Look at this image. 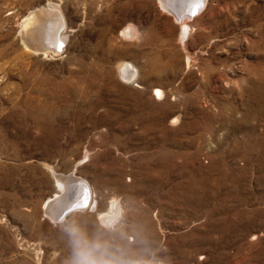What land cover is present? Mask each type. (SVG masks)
<instances>
[{
    "label": "rangeland",
    "instance_id": "obj_1",
    "mask_svg": "<svg viewBox=\"0 0 264 264\" xmlns=\"http://www.w3.org/2000/svg\"><path fill=\"white\" fill-rule=\"evenodd\" d=\"M48 4L66 22L52 56L23 38ZM174 16L160 0H0V264H64L61 226H103L112 202L135 256L264 264V0ZM69 176L93 202L57 220Z\"/></svg>",
    "mask_w": 264,
    "mask_h": 264
},
{
    "label": "water",
    "instance_id": "obj_2",
    "mask_svg": "<svg viewBox=\"0 0 264 264\" xmlns=\"http://www.w3.org/2000/svg\"><path fill=\"white\" fill-rule=\"evenodd\" d=\"M171 1L168 10L175 15L177 20L194 16L205 3V0ZM65 28L66 22L59 8L52 4L40 5L27 14L23 38L26 45L33 51L60 53L66 46V39L63 34ZM65 181L67 183L65 187L68 186L66 194L62 198L53 199L49 202L48 211L51 217L57 220L63 219L70 211L83 209L89 205L90 201V189L83 178L69 176Z\"/></svg>",
    "mask_w": 264,
    "mask_h": 264
},
{
    "label": "clouds",
    "instance_id": "obj_3",
    "mask_svg": "<svg viewBox=\"0 0 264 264\" xmlns=\"http://www.w3.org/2000/svg\"><path fill=\"white\" fill-rule=\"evenodd\" d=\"M61 230L69 248L64 264H156L154 259L133 255L112 235L114 229L108 223L90 229L86 223L72 221Z\"/></svg>",
    "mask_w": 264,
    "mask_h": 264
},
{
    "label": "bare ground",
    "instance_id": "obj_4",
    "mask_svg": "<svg viewBox=\"0 0 264 264\" xmlns=\"http://www.w3.org/2000/svg\"><path fill=\"white\" fill-rule=\"evenodd\" d=\"M160 2L162 3V6L166 9V10H168V8L170 7V5H171V3H172V1L171 0H160ZM32 10V9H31ZM169 11V10H168ZM171 13V12H170ZM196 15V14H195ZM175 17V16H174ZM192 17H194V16H192ZM189 18H191V17H189ZM185 19H187V18H184V19H182V21L184 22L185 21ZM26 21V20H25ZM179 21V23H180V21L181 20H178ZM182 23V22H181ZM180 23V24H181ZM183 25H185V22L183 23ZM25 29H26V24H25ZM188 27V26H187ZM132 28V27H131ZM185 27H183V29H184ZM189 29V28H188ZM132 30V29H131ZM23 31V30H22ZM28 32V31H27ZM134 32V31H133ZM185 35V34H184ZM180 36H181V34H180ZM65 37V36H64ZM27 47V46H26ZM30 48V47H29ZM44 55H49V56H52L54 53H52V52H45V53H43ZM61 54V53H60ZM122 64V63H121ZM121 66V65H120ZM124 66V65H123ZM133 66V65H132ZM134 67V66H133ZM120 68H122V67H120ZM118 69V68H117ZM133 69V68H132ZM127 70V69H126ZM120 71H122V69H120ZM130 74V73H129ZM132 75V74H131ZM130 75V76H131ZM126 79V78H125ZM124 80V79H123ZM129 80H130V77H129ZM98 83V82H97ZM98 86V85H97ZM96 87V86H95ZM99 88V87H98ZM156 88V87H155ZM92 89V88H91ZM94 89V88H93ZM155 90V94L157 95V97H161V96H163V91L162 90H160V88H156V89H154ZM93 91V90H92ZM97 91V90H96ZM96 91H94V92H96ZM100 92V91H99ZM91 93V92H90ZM93 93V92H92ZM89 94V93H88ZM96 103V102H95ZM94 103V104H95ZM98 103V102H97ZM170 105V104H169ZM135 106H137V105H135ZM135 106H133V107H135ZM172 106V105H171ZM97 107V106H96ZM89 108H90V106H89ZM88 108V109H89ZM158 109V108H157ZM86 110V109H85ZM118 111V110H117ZM159 111V110H158ZM157 111V112H158ZM126 112V111H125ZM134 112V111H133ZM96 113V112H95ZM116 113V112H115ZM160 114V113H159ZM158 114V115H159ZM82 115V114H81ZM155 115H156V113H155ZM163 115V114H162ZM100 116V115H99ZM102 116V115H101ZM106 116V115H105ZM113 116H115V114L113 115ZM134 116V115H133ZM118 117V116H117ZM130 117V116H129ZM83 118V117H82ZM116 118V117H115ZM158 118V117H157ZM106 119V118H105ZM104 119V120H105ZM82 120V119H81ZM99 120V119H98ZM103 120V119H102ZM141 120V119H140ZM172 120H173V118H172ZM177 120V119H176ZM152 121H154V120H152ZM92 122V121H91ZM97 122V121H96ZM148 121H146V123H147ZM176 122V121H175ZM94 123H95V119H94ZM147 125H148V123H147ZM155 125V124H154ZM163 125H165V124H163ZM152 126V125H151ZM149 128V127H148ZM161 128V127H160ZM163 128V127H162ZM150 129V128H149ZM153 129V128H152ZM166 130V129H165ZM166 132V131H165ZM115 133V132H114ZM104 136V135H103ZM112 139H114V138H112ZM115 139H116V137H115ZM61 175V174H60ZM56 178V177H55ZM58 178V177H57ZM65 182V181H64ZM87 183V182H86ZM62 184H63V182H62ZM61 184V182L60 181H57V185H58V187L60 188V190H64L65 191V185H62ZM67 185V184H66ZM87 185H88V183H87ZM88 187H89V189H90V186L88 185ZM92 189V188H91ZM91 189H90V201H89V205L87 206V207H89V206H91V204H92V192H91ZM57 193V192H56ZM56 195V194H55ZM50 198V197H49ZM52 199V198H51ZM54 199V198H53ZM48 201V200H47ZM46 202V201H45ZM111 202V201H110ZM114 203V204H113ZM112 204H113V207H112V210H113V213L111 214V215H107L108 213H109V211H111L110 209L109 210H107V211H105V212H102V213H100L99 214V217H100V219H104L105 220V222H108V223H112V220L113 221H115L116 219V217H118V203H115V202H112ZM87 207H84L85 209L87 208ZM111 208V207H110ZM47 209H49V203L47 204ZM80 210V209H79ZM69 214V213H68ZM48 216V215H47ZM106 217H108V220H106ZM112 217H113V219H112ZM120 217V216H119ZM50 219V218H49Z\"/></svg>",
    "mask_w": 264,
    "mask_h": 264
},
{
    "label": "snow or ice",
    "instance_id": "obj_5",
    "mask_svg": "<svg viewBox=\"0 0 264 264\" xmlns=\"http://www.w3.org/2000/svg\"><path fill=\"white\" fill-rule=\"evenodd\" d=\"M84 199V198H83Z\"/></svg>",
    "mask_w": 264,
    "mask_h": 264
}]
</instances>
